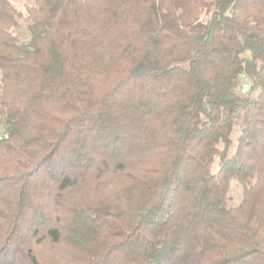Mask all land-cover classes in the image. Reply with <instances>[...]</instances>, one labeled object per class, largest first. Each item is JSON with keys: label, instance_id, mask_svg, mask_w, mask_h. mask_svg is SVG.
Here are the masks:
<instances>
[{"label": "trees", "instance_id": "1", "mask_svg": "<svg viewBox=\"0 0 264 264\" xmlns=\"http://www.w3.org/2000/svg\"><path fill=\"white\" fill-rule=\"evenodd\" d=\"M21 16L0 0V264H264V0Z\"/></svg>", "mask_w": 264, "mask_h": 264}, {"label": "rangeland", "instance_id": "2", "mask_svg": "<svg viewBox=\"0 0 264 264\" xmlns=\"http://www.w3.org/2000/svg\"><path fill=\"white\" fill-rule=\"evenodd\" d=\"M12 3H14L17 8L19 9V11H21L22 16L20 18L19 21V25L18 27H16L14 29L15 33L17 34V36L21 39L26 38V36L28 35L27 32V7L31 4H33L35 2V0H10ZM248 55V54H247ZM0 79H1V71H0ZM246 87V91L250 93L251 96H254L257 94V90L255 91H249L251 87H249V85L245 84L244 88ZM4 126L2 124H0V138L3 137L4 135ZM240 133V125L237 124L235 126V129L232 133V137L235 140L236 143V139L238 137ZM236 151V147L235 145L231 148L230 150V155H232L234 152ZM218 164H219V158L217 157L216 159V163L214 164V171H216L218 169ZM229 199H228V204L230 206H234L239 204L242 199H243V187L242 184L237 180V179H232L230 182V187H229Z\"/></svg>", "mask_w": 264, "mask_h": 264}, {"label": "water", "instance_id": "3", "mask_svg": "<svg viewBox=\"0 0 264 264\" xmlns=\"http://www.w3.org/2000/svg\"><path fill=\"white\" fill-rule=\"evenodd\" d=\"M244 90H246V87L244 88Z\"/></svg>", "mask_w": 264, "mask_h": 264}, {"label": "built area", "instance_id": "4", "mask_svg": "<svg viewBox=\"0 0 264 264\" xmlns=\"http://www.w3.org/2000/svg\"><path fill=\"white\" fill-rule=\"evenodd\" d=\"M247 85V84H246Z\"/></svg>", "mask_w": 264, "mask_h": 264}]
</instances>
